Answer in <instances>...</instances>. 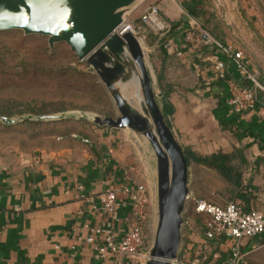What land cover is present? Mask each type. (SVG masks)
Segmentation results:
<instances>
[{"label": "rangeland", "instance_id": "rangeland-1", "mask_svg": "<svg viewBox=\"0 0 264 264\" xmlns=\"http://www.w3.org/2000/svg\"><path fill=\"white\" fill-rule=\"evenodd\" d=\"M166 1L175 5L177 13L170 16H177L178 18L173 20L181 23L179 36L182 41H185L186 32L196 31L199 26L207 27L222 41L232 43L235 52H238L258 78L264 81V0H197V16L189 13L183 5L191 0H142L133 11L127 14V20L136 25L137 36L141 39L140 42L152 72L157 99L169 123L171 122L170 114L163 109L161 80L158 78L151 57L157 54L159 51L157 44L160 40L165 42V37H160L159 33L145 25L140 16L142 10L150 3L156 2L162 6ZM161 12L164 17L171 19L163 10ZM194 43L195 50H205V52L215 50L214 47L202 41L195 40ZM198 58L200 57L194 56V59ZM181 60L182 58L172 54L171 62L176 67L168 76L171 78L173 72V77L180 79L179 84L182 85L183 90H187L194 97L192 105L195 109L198 108V115L202 118V122L212 125L213 118L207 116L210 114L208 106H211L216 97L223 93V80L221 77H216L214 72L212 78H203L200 60L197 61L198 67L188 66L186 65L188 62L184 60L181 62ZM129 68L136 77L144 104L139 67L135 63ZM239 76L240 81L248 82L244 76ZM200 83L208 87V90L203 91V88L199 86ZM190 103L191 100L189 105ZM60 105L65 107L56 108ZM0 106L9 108L11 112L5 115L14 117L29 112L40 114L65 110L85 111L88 115L98 113L102 116H118L120 114L111 90L107 88L94 67L86 59L79 58L67 41H58L50 47L48 35L26 34L19 28L0 30ZM59 120H76L79 122L80 129L96 128L94 124H97L84 118L27 119L16 123H6L0 118V159L39 152L46 145V136L53 135L47 134V128L55 125ZM214 124L218 126L219 137H221L225 129L218 123ZM117 129L123 145L120 149L126 155L133 178L137 183L145 184L150 196L148 218L145 224L148 254L135 258L138 260L137 264H145L150 257L159 214L156 154L151 142L140 132L130 127ZM174 132L182 146L200 144L208 148L211 146L217 148L220 143L214 142V137L212 139L210 136H205V133L196 139L189 134L179 136L175 130ZM193 138L196 141L192 142ZM189 192L192 196L205 197L219 203L230 198L226 181L216 172L196 163L189 165ZM187 205L191 207V199L186 200L185 206ZM190 215L189 220L193 226L196 220L193 218V212H190ZM197 220L199 225L197 224L196 228L195 225L193 226L192 232L194 231L195 234L192 241L199 245L204 229L201 226L203 224L204 227L206 226V218L201 216ZM186 236L183 235L181 245L185 242ZM257 237L254 238L255 241ZM256 244L257 247L250 253V264H264V239H259Z\"/></svg>", "mask_w": 264, "mask_h": 264}, {"label": "crops", "instance_id": "crops-1", "mask_svg": "<svg viewBox=\"0 0 264 264\" xmlns=\"http://www.w3.org/2000/svg\"><path fill=\"white\" fill-rule=\"evenodd\" d=\"M161 8L167 16L177 13L175 5L168 1ZM170 17L168 19L172 24L175 22L173 19L178 18ZM179 24L173 25L178 33L182 28ZM157 45L159 51L153 58V65L161 80L163 102L172 108L171 126L179 136L189 134L197 139L205 133V136L214 137V142H220L217 148L187 145L204 154L218 149L232 151L235 147L240 148L247 159L245 178L252 180L254 189L253 207L264 212L263 110L257 108L238 114L223 93L220 94L208 106L210 114L207 115L225 129L219 137L216 124L202 122L198 108L192 105L194 97L183 90L180 79L173 77V72L169 78L168 74L176 67L171 62L172 49L167 48V54L162 56L159 42ZM212 54L194 50L191 53L187 51L184 57L176 56L191 67H198L197 61L200 60L202 77L211 78L215 73ZM196 55L200 58L194 59ZM199 86L203 91L208 90L201 83ZM94 133L96 137L91 140H85L76 133L48 135L46 145L39 152L0 159V264H137L138 258L132 256L112 253L99 256L94 243L77 238L79 234L89 232V228L84 226L86 222L91 226L111 223L99 207L101 200L98 194L104 189L107 179L119 188L137 184L126 155L120 149L123 145L119 130L100 126L94 129ZM195 138L192 142L196 141ZM258 156L263 159L258 161ZM79 183L84 185V189L78 188ZM83 194H94V201ZM118 197L122 199L126 194L121 190ZM93 204H97L98 208H94ZM187 215L191 217L190 210ZM119 217L113 226L117 238H122L133 219L131 208L121 206ZM194 225L196 228L197 223ZM192 229L185 233L191 240L195 234ZM96 237L98 242H102L100 235ZM254 241V238L248 240L246 247L250 248Z\"/></svg>", "mask_w": 264, "mask_h": 264}, {"label": "water", "instance_id": "water-1", "mask_svg": "<svg viewBox=\"0 0 264 264\" xmlns=\"http://www.w3.org/2000/svg\"><path fill=\"white\" fill-rule=\"evenodd\" d=\"M142 0H0V30L23 29L28 33L48 35L50 47L67 41L81 59L94 67L116 101L118 116L85 111L65 110L48 113H24L16 117L0 113L6 123L27 119H90L100 126L130 127L147 133L157 160L158 223L155 239L146 264H171L179 254L182 224L189 194V163L186 151L162 110L153 87V76L146 52L138 36L131 30L115 31L127 14ZM128 50L139 67L143 94L151 120L126 101L116 86L126 76L128 65L123 52ZM134 63V64H135ZM126 73V74H125Z\"/></svg>", "mask_w": 264, "mask_h": 264}, {"label": "built area", "instance_id": "built-area-1", "mask_svg": "<svg viewBox=\"0 0 264 264\" xmlns=\"http://www.w3.org/2000/svg\"><path fill=\"white\" fill-rule=\"evenodd\" d=\"M161 10L160 4L153 2L140 14L145 25L159 33L160 37H165V42L160 40L159 44H164L166 48L172 49L180 57H184L187 51L191 53L195 50V40L214 47L212 56L216 77L224 76L228 68H233L237 74L244 76L248 81H240L235 77L226 79L229 91L227 102L233 111L243 114L248 110L261 108L264 112V103H260L258 100L259 90L264 91V81L260 80L240 54L235 52L232 43L222 41L209 28L201 26L196 31L186 32L185 41H182L171 20L164 17ZM126 30H131L136 35L138 33L135 23L128 21L127 18L124 23L116 27L115 31L122 34ZM228 61L231 65L228 64ZM75 135L80 136L79 134ZM78 188L84 189V185L79 183ZM121 190L126 194V197L119 199L118 193ZM83 196L90 201H94L95 198L94 194H83ZM98 196L101 200L99 207L108 216L111 223L91 226L86 222L84 226L89 228V232L81 233L77 238L94 243L99 256L112 253L137 258L148 254L145 224L148 218L150 196L145 184L138 182L135 185L126 184L119 188L114 182L107 179L104 189ZM188 199H191V207L185 206L186 214L183 219L182 233L185 235L187 230L192 229L187 212L190 208H194L196 211L206 214L204 235L201 243L197 245V252L193 258L182 254L183 243L178 256L172 259V264H246L248 253L257 247L252 244L250 248H247L246 243L264 232V212L257 208L245 209L243 204L238 201L230 200L226 204H220L205 197L192 196L190 192L187 196ZM93 206L98 208L97 204H93ZM121 206L131 208L133 219L122 238H117L113 223L120 218L119 209ZM97 235L101 236L102 242L97 241ZM216 239H218L217 248L210 243L211 240ZM221 251L227 252V256L222 260Z\"/></svg>", "mask_w": 264, "mask_h": 264}, {"label": "trees", "instance_id": "trees-1", "mask_svg": "<svg viewBox=\"0 0 264 264\" xmlns=\"http://www.w3.org/2000/svg\"><path fill=\"white\" fill-rule=\"evenodd\" d=\"M197 0H191L183 3L185 8L191 13L192 15L197 16V6H196ZM179 21H175L173 23L174 26H177ZM214 35H216L214 32H212ZM217 36V35H216ZM218 37V36H217ZM219 38V37H218ZM160 50H162V56L167 54V48L160 44ZM152 58L155 56L151 55ZM231 65V64H230ZM223 80V95L228 99L229 91L227 88L226 79L228 77H235L239 80V74H237V71L233 68H228L227 73L224 76H220ZM220 78V79H221ZM258 100L260 103H264V91L259 90V97ZM163 109L164 111L168 112V114L172 113V108L167 102H163ZM64 105L57 106L56 108H63ZM0 112L3 114L10 113L11 110L7 108L6 106H0ZM55 125H52L47 128V134H53V135H60V136H66L71 135L74 133L81 135V137L88 138L89 140L94 139L95 128H82L80 129L79 122L76 120H59L57 121ZM100 127L97 124H94V126ZM80 129V130H79ZM189 165L196 163L204 168H207L209 170H212L216 172L218 175H220L227 183L228 190L230 193V198L226 200L223 203L220 204H226L230 200L238 201L243 204V207L245 209H251V208H257L253 207V198L255 197L254 189L252 187V180H247L245 178V164H247V159L240 150V148L235 147L232 151H224L222 149H218L216 151H213L211 153H201L195 149H193L190 146L184 147ZM262 156H258V161L262 160ZM264 160V159H263ZM212 201V200H211ZM215 202V201H213ZM219 203V202H216ZM149 209V206H148ZM259 209V208H257ZM192 210V211H191ZM190 212H193V218H195L196 223L198 222V218L201 216L206 218V214L202 212L196 211L194 208H192ZM262 211V210H261ZM199 225V223H197ZM204 227V224L201 226ZM264 239V232L257 237V241H254L253 244L257 245L256 243L259 241V239ZM217 240V241H216ZM211 240L210 243L215 245L217 248V242L218 239ZM183 245V251L182 254L186 255L188 258H193L196 255L197 245L194 244V242L189 239V236L184 240ZM147 244V241H146ZM250 253L247 255L246 264H250ZM227 256L226 253L221 251V260L224 259Z\"/></svg>", "mask_w": 264, "mask_h": 264}, {"label": "bare ground", "instance_id": "bare-ground-1", "mask_svg": "<svg viewBox=\"0 0 264 264\" xmlns=\"http://www.w3.org/2000/svg\"><path fill=\"white\" fill-rule=\"evenodd\" d=\"M122 56H123V62L125 63V65H128V66H126L127 67V71H126L127 74L125 73L126 74L125 77L119 78L116 81V86L118 87L120 92L124 95V98L126 99V101L129 102L133 108L137 107L138 109L137 108H135V109L140 111L142 114L148 116L151 120V118H152L151 113L149 110V106L146 102V99L144 97V94H143V97H144L145 103L143 104V101H142V98L140 95V91H139V87H138L137 82H136V77L132 74V70L129 68V67L134 66L135 62H134L130 52L127 49L123 52ZM89 116L92 117L93 115H89ZM152 123H153V121H152ZM137 132H140V131H137ZM140 133L145 138H147V140L149 142H151L150 137L148 136L147 133H144V132H140ZM157 223H158V221H157ZM148 259H149V257L145 261V264L147 263ZM171 264H172V262H171Z\"/></svg>", "mask_w": 264, "mask_h": 264}]
</instances>
